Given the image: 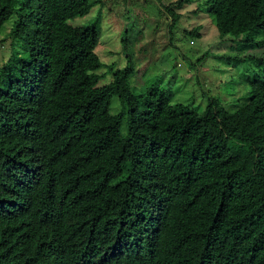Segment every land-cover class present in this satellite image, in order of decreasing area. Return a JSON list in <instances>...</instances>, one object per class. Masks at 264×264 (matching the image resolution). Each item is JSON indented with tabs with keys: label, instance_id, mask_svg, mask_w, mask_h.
<instances>
[{
	"label": "trees",
	"instance_id": "16d2710c",
	"mask_svg": "<svg viewBox=\"0 0 264 264\" xmlns=\"http://www.w3.org/2000/svg\"><path fill=\"white\" fill-rule=\"evenodd\" d=\"M193 2L164 7L172 24ZM93 6L0 0L17 43L0 66V264H264V58L242 103L202 113L158 78L136 94L131 60L99 86L54 36ZM193 12L220 38L264 35V0Z\"/></svg>",
	"mask_w": 264,
	"mask_h": 264
},
{
	"label": "rangeland",
	"instance_id": "374dc122",
	"mask_svg": "<svg viewBox=\"0 0 264 264\" xmlns=\"http://www.w3.org/2000/svg\"><path fill=\"white\" fill-rule=\"evenodd\" d=\"M89 13L54 25L56 39L81 50L89 71L102 75L98 85L112 74L133 64L129 79L137 94L147 82L158 78L161 88L171 89V103H182L202 113L207 101L216 99L225 106L239 105L248 95L245 78L254 76L264 58V35L220 38L212 19L204 13L194 16L198 4L176 10L179 20L172 24L166 6L178 0H89ZM13 17L0 30V66L17 43L9 35ZM199 27L200 37L188 33ZM240 61H236V60ZM110 112H120L117 97Z\"/></svg>",
	"mask_w": 264,
	"mask_h": 264
}]
</instances>
